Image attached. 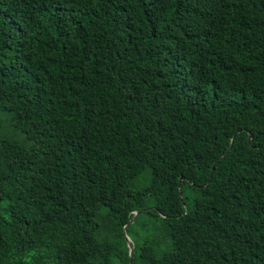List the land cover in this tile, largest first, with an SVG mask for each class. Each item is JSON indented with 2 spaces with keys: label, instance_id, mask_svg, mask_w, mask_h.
<instances>
[{
  "label": "trees",
  "instance_id": "obj_1",
  "mask_svg": "<svg viewBox=\"0 0 264 264\" xmlns=\"http://www.w3.org/2000/svg\"><path fill=\"white\" fill-rule=\"evenodd\" d=\"M0 114V264H264V0H0Z\"/></svg>",
  "mask_w": 264,
  "mask_h": 264
},
{
  "label": "rangeland",
  "instance_id": "obj_2",
  "mask_svg": "<svg viewBox=\"0 0 264 264\" xmlns=\"http://www.w3.org/2000/svg\"><path fill=\"white\" fill-rule=\"evenodd\" d=\"M6 117L3 114H0V138L1 139H8V140H12V141H17V142H21L23 140V136L19 133H16L12 127L9 125V123L7 122V120L5 119ZM148 183H138L137 187H144L146 186ZM189 194L192 195L193 193ZM130 238V237H129ZM131 242L133 241L130 238Z\"/></svg>",
  "mask_w": 264,
  "mask_h": 264
},
{
  "label": "water",
  "instance_id": "obj_3",
  "mask_svg": "<svg viewBox=\"0 0 264 264\" xmlns=\"http://www.w3.org/2000/svg\"><path fill=\"white\" fill-rule=\"evenodd\" d=\"M181 184L183 183V180H181L180 182ZM151 209H146V210H142V211H139V212H136L135 213V219L140 215V214H144L146 212H149ZM127 237V241H128V244H129V247H130V255L132 257V254H133V245L131 243V240L129 238V236H126ZM131 264V263H130Z\"/></svg>",
  "mask_w": 264,
  "mask_h": 264
}]
</instances>
